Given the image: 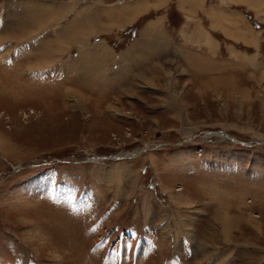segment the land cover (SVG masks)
<instances>
[{"label": "rangeland", "instance_id": "374dc122", "mask_svg": "<svg viewBox=\"0 0 264 264\" xmlns=\"http://www.w3.org/2000/svg\"><path fill=\"white\" fill-rule=\"evenodd\" d=\"M0 264H264V0H0Z\"/></svg>", "mask_w": 264, "mask_h": 264}]
</instances>
